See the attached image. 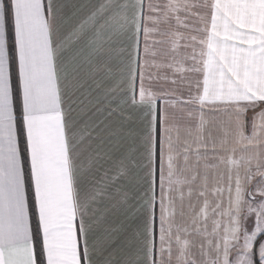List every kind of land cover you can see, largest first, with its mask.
<instances>
[{
    "label": "snow or ice",
    "instance_id": "1",
    "mask_svg": "<svg viewBox=\"0 0 264 264\" xmlns=\"http://www.w3.org/2000/svg\"><path fill=\"white\" fill-rule=\"evenodd\" d=\"M66 7L0 0V264H264V0Z\"/></svg>",
    "mask_w": 264,
    "mask_h": 264
},
{
    "label": "crops",
    "instance_id": "2",
    "mask_svg": "<svg viewBox=\"0 0 264 264\" xmlns=\"http://www.w3.org/2000/svg\"><path fill=\"white\" fill-rule=\"evenodd\" d=\"M58 2L61 3V4L67 5V7L65 9V12H66L67 16L71 17V19L69 20L68 24L64 26L65 29H66L67 27H70L72 24L77 23L83 16H85L87 14L88 9H83V10H81L79 12H76L75 16H72V13L74 11H76V8H78L82 4L94 3L95 0H58ZM145 2L147 3V0H145ZM154 2H155V0H154ZM73 6H76V7L74 8ZM143 43H144L143 37L141 36V52L143 51ZM181 51H183V49H181ZM157 59H159V57ZM152 71L155 72L157 70L153 69ZM159 72L161 74L171 75V72L168 69H160ZM153 83L156 84L157 87H161V86H166L168 88L175 87L177 92H178V94L182 93L185 97H187V95H188L189 89H188V85L186 83H177L175 86H173L170 81H163V80L154 81ZM192 91H195V89L193 88ZM209 119H211V117H209ZM197 122L198 121H189L187 118H185L184 120L179 121V123L182 126V131L180 133L182 139L186 138L190 142L192 141L193 138L192 137H188L186 132L183 131V126L187 124L194 131ZM178 147H180V145H178ZM201 151H203V149H201ZM193 201H195V197L193 198ZM185 211H187V209H185ZM121 219H122V217L120 216V214H116L115 216L112 217V222L115 225H119ZM177 219L179 221L180 217L178 216ZM157 238H158V222H157ZM193 239L198 244L199 240H200V237L193 236ZM193 252L197 253L198 252V248H193ZM197 258H198V256H197Z\"/></svg>",
    "mask_w": 264,
    "mask_h": 264
},
{
    "label": "rangeland",
    "instance_id": "3",
    "mask_svg": "<svg viewBox=\"0 0 264 264\" xmlns=\"http://www.w3.org/2000/svg\"><path fill=\"white\" fill-rule=\"evenodd\" d=\"M211 227V224H210V222H209V228Z\"/></svg>",
    "mask_w": 264,
    "mask_h": 264
}]
</instances>
